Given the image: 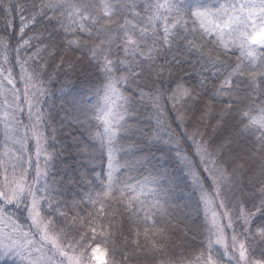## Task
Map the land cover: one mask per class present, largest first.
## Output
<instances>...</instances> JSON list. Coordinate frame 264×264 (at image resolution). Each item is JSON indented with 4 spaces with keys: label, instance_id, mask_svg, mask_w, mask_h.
Instances as JSON below:
<instances>
[{
    "label": "trees",
    "instance_id": "obj_1",
    "mask_svg": "<svg viewBox=\"0 0 264 264\" xmlns=\"http://www.w3.org/2000/svg\"><path fill=\"white\" fill-rule=\"evenodd\" d=\"M263 27L264 0H0V215L80 264H264Z\"/></svg>",
    "mask_w": 264,
    "mask_h": 264
},
{
    "label": "rangeland",
    "instance_id": "obj_2",
    "mask_svg": "<svg viewBox=\"0 0 264 264\" xmlns=\"http://www.w3.org/2000/svg\"><path fill=\"white\" fill-rule=\"evenodd\" d=\"M15 105L16 111V108L21 105L19 102H15ZM28 105H30V101H28ZM11 106L12 103L7 102L3 110L4 115L9 114ZM8 119L10 121L9 135L12 143L15 145L25 144L26 149L29 143L27 141L25 142V133H28L29 131L32 133L31 136L34 146L39 151L42 147V141L39 131H37L35 120L31 117V121L29 122L30 124L27 123L29 124V126H27L24 122L21 123L17 121L14 114H10ZM107 121L109 122L110 120ZM17 184H21V182L17 181ZM214 195L215 193L213 195L211 194L210 197L206 196L207 200H209L207 201V211L209 213L210 223L214 231L211 234V236L214 237L213 241L223 254L222 258L226 261H230V259L235 260L233 257L235 254H238L241 259H244L245 252L243 243L227 234L225 230L226 221H224L225 218H223V215L225 214V206L219 198L218 206L217 202H214L215 200L212 197ZM32 218L42 230L41 233L44 236H41L42 241H38L32 236H27L25 232L19 230L14 224L9 222L7 218L0 215V249L4 252V254L10 255L16 263L20 260L22 264H80L79 261L76 260V257H72V255L68 254L61 248L58 243V238L55 234H53V232L43 228L37 210L33 211ZM42 242H44V244ZM48 248L51 251V255L47 254L50 252Z\"/></svg>",
    "mask_w": 264,
    "mask_h": 264
}]
</instances>
